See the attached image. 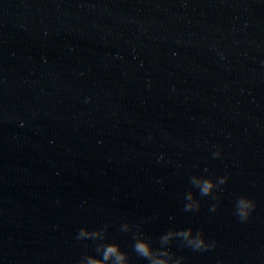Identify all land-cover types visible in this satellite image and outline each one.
<instances>
[{
    "label": "water",
    "instance_id": "95a60500",
    "mask_svg": "<svg viewBox=\"0 0 264 264\" xmlns=\"http://www.w3.org/2000/svg\"><path fill=\"white\" fill-rule=\"evenodd\" d=\"M187 228L182 264H264V0H0V264Z\"/></svg>",
    "mask_w": 264,
    "mask_h": 264
},
{
    "label": "clouds",
    "instance_id": "9594fccd",
    "mask_svg": "<svg viewBox=\"0 0 264 264\" xmlns=\"http://www.w3.org/2000/svg\"><path fill=\"white\" fill-rule=\"evenodd\" d=\"M214 156L219 157L220 152H215ZM227 180V176L221 177L218 181H214L211 178L193 176L191 183L200 190L202 196H207L212 194L214 188L219 184H224ZM186 200L189 201L185 205L186 211L199 209V202L196 201L192 192L186 194ZM255 208L256 202L253 199L242 196L236 202L235 212L241 222H246ZM211 210L215 211L216 205H213ZM131 227L129 224H124L122 230L128 231ZM106 233L107 226L103 229L92 231H89L87 228H81L78 232L77 239L103 241ZM174 239H180L184 246L198 252L209 251L216 247L215 241L208 242L203 232L196 231L194 234L192 228L169 230L159 238L160 247L158 248H153L152 240L137 231L132 247L137 256L146 259L149 264H182L183 257L174 258V254L168 248ZM96 252L100 258L86 255L78 261V264H131L128 253L122 251L120 245L117 243H99L96 247Z\"/></svg>",
    "mask_w": 264,
    "mask_h": 264
}]
</instances>
